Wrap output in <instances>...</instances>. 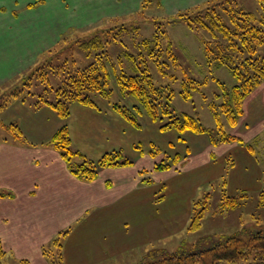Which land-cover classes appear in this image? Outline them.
Listing matches in <instances>:
<instances>
[{
	"label": "rangeland",
	"instance_id": "1",
	"mask_svg": "<svg viewBox=\"0 0 264 264\" xmlns=\"http://www.w3.org/2000/svg\"><path fill=\"white\" fill-rule=\"evenodd\" d=\"M207 1L209 0H0V141L6 137H13L1 121L7 124L14 122L19 126L23 124L33 126L39 117L49 119L46 110L39 111V108H36V102L40 94L50 98L53 94L45 91L46 85L40 82L37 75L40 76L39 74L51 67L56 72V67L65 62L72 67L84 68L100 60L102 52L104 54L107 52L109 58L103 56L101 58L104 61L110 59V62L112 60L117 62L118 54L121 52V68L128 73H135L136 70L140 71L146 67L156 85L173 90L171 104L177 112L198 115L204 126L216 129L217 124L210 104L217 101L215 94L222 90L219 82L231 87L236 83V78L227 65L217 66L215 61H209L204 49V41L208 38L206 30L193 29L186 22H167L174 18L175 14L193 10ZM238 3L250 11H264V2L261 3L260 0H238ZM159 25L166 29L168 39L172 42V51L180 64L174 65L173 59L167 56L165 60L168 65H164L165 73L157 64L155 57L148 54V49L139 44L143 38L152 37ZM111 35L116 36L117 41L112 39ZM94 38L102 40L101 47L87 49L85 42ZM121 41L125 43L122 44ZM163 43L165 46L167 41L164 40ZM124 50L141 52L143 55L134 62L123 56ZM259 52L264 56V46L260 47ZM186 74L196 81H204L202 85L192 89V96L189 99L183 96L185 84H189ZM50 78L57 87L60 80L52 72ZM31 81L33 84L28 85ZM263 94L264 82L245 99V113L237 126H232L225 114L221 115L223 128L227 133L238 134L254 146L255 152H249L260 162L262 179L256 182L241 180L245 184V188L241 190L248 193L246 202L236 209L223 212L219 210L223 190L225 189L228 194H235L239 190L236 188L239 181L233 180L229 173L219 176L215 170L210 171L213 176L208 179L210 173L205 176L204 171L200 170V177L197 178V170L189 169L183 173L184 176L178 174L163 179V183H158V195L164 197L166 194L165 197L169 198L168 202L171 203H177L176 195H179L182 201L188 199L186 197H192L193 205L195 200L210 193L209 207L201 227L191 232L182 230L179 237L169 240L162 246L165 250L173 252L180 248L206 246L212 241L206 242L204 238L216 240L241 229L247 231L264 229V205H259L260 193L264 188ZM91 95L102 107L111 102H120L128 106L136 102L133 96L117 90L107 97ZM30 111L39 112L35 115ZM139 119L143 125L133 126L132 130L126 131V135L120 136L119 146L116 149L111 148L109 152L122 150L124 158L149 154L150 157H145L151 159L153 157L149 151L152 149L159 151L157 154L159 160L165 157V153H186L187 143L175 137V131L156 129L155 122L147 115H141ZM202 135L205 134L187 135V142L190 144L195 139L200 140ZM19 140L29 142L25 134ZM70 148L77 150L73 145ZM246 149L249 150L247 147ZM83 154L91 160L100 158H96V154ZM222 159L220 155L215 157L213 167L218 166ZM81 160L83 159L79 161ZM185 163L184 158L176 168L169 170L182 172L186 167ZM149 175L147 173L146 176ZM226 177L227 183L223 184ZM164 181L168 183L167 188H163ZM183 181L187 183L184 192L175 190L174 194L171 189ZM53 250L58 260V252ZM134 259L133 256L126 263L123 259L111 262L108 260L104 264H128L131 261L137 264L139 261ZM27 261L30 264V261ZM0 264L21 262L14 253L6 251L0 259Z\"/></svg>",
	"mask_w": 264,
	"mask_h": 264
},
{
	"label": "crops",
	"instance_id": "2",
	"mask_svg": "<svg viewBox=\"0 0 264 264\" xmlns=\"http://www.w3.org/2000/svg\"><path fill=\"white\" fill-rule=\"evenodd\" d=\"M36 108L46 110L49 119L39 117L33 126L20 125L29 142L13 137L0 141V191L9 194L0 196V239L6 251L30 264H50L44 248L59 249L64 264H104L115 259L126 263L133 256L140 261L147 251L179 237L190 223L192 197L182 201L176 195L177 203L168 202L166 194L159 197L157 187L163 179L184 176L189 169L197 170V178L200 170L205 176L214 170L222 176L230 157L235 163L228 171L239 181L236 188H245L241 180L262 179L259 160L243 144L213 145L205 134L200 140L187 142L190 153L182 172L156 171L153 167L158 157L149 159L145 157L149 154H141L131 157V165L103 168L95 179L87 180L71 172L60 150L51 143L56 130L67 124L72 145L99 158L116 149L120 136L134 125L108 104L99 109L74 102L66 118L49 105ZM174 133L178 138V132ZM219 155L223 159L214 168L213 159ZM143 169L147 170L144 174ZM212 176L210 173L207 178ZM146 177L152 182L144 181ZM164 185L168 187L167 181ZM186 186L183 181L171 190L184 192ZM55 239L62 243L60 248L53 244Z\"/></svg>",
	"mask_w": 264,
	"mask_h": 264
},
{
	"label": "trees",
	"instance_id": "3",
	"mask_svg": "<svg viewBox=\"0 0 264 264\" xmlns=\"http://www.w3.org/2000/svg\"><path fill=\"white\" fill-rule=\"evenodd\" d=\"M260 2L263 3L264 0H260ZM173 17L167 22H186L193 29L206 30L208 38L204 41V49L209 61H215L217 66L227 65L236 78V83L231 87L219 82L222 90L215 94L217 101L210 104L217 124L216 129L204 126L198 115L177 112L171 104L173 90L156 85L146 67L140 71L136 70L135 73H128L121 68V52L118 54L117 62L113 60L110 62V59L104 61L102 56L109 57L107 52L105 54L102 52L100 60H96L84 68L72 67L68 62H65L56 67V72L53 67L43 71L39 74L40 76L37 75V78L46 85L45 91L53 94V97L40 94L36 107L49 105L56 110L59 116L66 118L70 115L72 103L80 102L101 109L91 94L107 97L117 90L133 96L136 102L131 106L120 102H111L108 105L136 127L143 125L139 116L147 115L158 124L161 131L174 130L178 132V138L185 143H187L185 137L187 132L207 134L213 145L238 142L244 144L249 151L254 153V146L251 143L246 142L241 136L227 133L224 130L221 115L225 114L227 121L232 126H236L245 113V99L264 82V56L259 52L260 47L264 46V11L247 10L239 5L238 0H209L193 10L181 11ZM113 35L111 38L117 41L116 36ZM164 40L167 41L165 46ZM101 41L99 38H94L85 42L84 45L87 49H96V47H101ZM139 44L148 49V54L151 57H155L164 73V65H168L165 60L167 56L173 59L174 65H180L172 51V42L168 39L166 29H162L160 25L152 37L143 38ZM123 52V56L134 62H137L138 57L143 55L141 52L134 53L129 50ZM51 72L60 80L57 87L51 81ZM186 76L189 84H185L183 96L189 99L192 96V89L202 85L204 81H196L187 74ZM32 84L33 81L28 85ZM1 123L13 138H23V131L19 125L14 122L7 124L1 121ZM51 143L60 150L61 155L68 162L71 172L87 180L95 179L103 168L127 166L133 163L131 158L127 156L124 158L122 150L121 152L120 150L106 152L97 160L86 158L79 150H72L70 148L72 139L67 124L56 130ZM160 151L162 150L160 149ZM149 152L152 157H157L159 153L152 149ZM185 152V154L181 152L165 153L163 159L155 161L153 169L164 171L176 168L184 158L185 160L188 158L190 153L188 145L185 146ZM81 158L83 160L79 161ZM234 163L233 157L228 158L224 174L229 173L228 170ZM146 172V169L141 170L143 174ZM144 181L152 182V179L146 177ZM226 183L227 177L223 180V184ZM6 195L9 194L0 191V196ZM247 198L248 193L244 190L228 194L224 189L219 210L223 212L236 209L245 203ZM209 200L210 193H206L204 197L193 202L188 231H196L201 227L205 212L209 207ZM259 205H264V188L260 193ZM203 240L212 242L206 246L180 248L173 252L162 247L153 248L137 264H264V229L257 231L241 229L233 234L223 235L216 240L210 239V237ZM53 244L58 248L62 246L59 239H55ZM58 251L59 258L56 260L53 248H44L50 264H64L61 252L59 249ZM5 254L6 250L0 239V259ZM20 262L28 264L26 259H22Z\"/></svg>",
	"mask_w": 264,
	"mask_h": 264
}]
</instances>
